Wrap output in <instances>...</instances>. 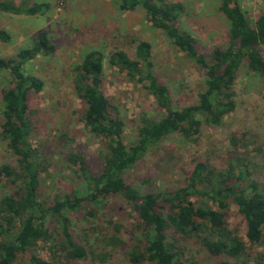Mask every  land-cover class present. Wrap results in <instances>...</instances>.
Returning a JSON list of instances; mask_svg holds the SVG:
<instances>
[{
	"label": "trees",
	"instance_id": "trees-1",
	"mask_svg": "<svg viewBox=\"0 0 264 264\" xmlns=\"http://www.w3.org/2000/svg\"><path fill=\"white\" fill-rule=\"evenodd\" d=\"M26 1L18 6L0 1V13L42 14L43 5L25 8ZM218 2L219 13L229 26L228 45L203 54L192 35L177 26L184 12L182 4L116 0L122 12L141 7L152 26L198 66L205 88L196 104L174 108L168 88L154 73L148 42L137 43L133 59L123 51L111 54L110 65L132 82L146 84L164 113L155 119L140 115L135 140L127 146L124 121L101 88L103 55L97 50L86 54L73 70L72 90L81 103L84 128L100 141L102 163L98 172H92L82 154L68 151L65 162L74 168L76 177L69 193L51 191L46 196L43 190L51 159L33 145L29 100L43 90L44 83L26 74L24 67L37 56L53 53L47 32L39 31L15 56L0 58V73H8L11 79L1 92L0 140L13 159L0 165V264H15L20 257L30 264H49L34 254L39 244L56 255L58 264H192L187 258L190 243L211 257L225 258L221 264H247L253 247L264 248V190L257 179L264 155L245 132L229 136L232 149L226 168L196 162L186 184L175 190L141 193L125 181V174L165 138L178 134L197 143L203 128L220 127L235 109L233 87L240 69L264 83V59L257 50L264 46V13L251 21L239 0ZM0 41H10L3 29ZM61 139L67 140V134ZM259 157L261 164H257ZM117 198L134 213L128 228L112 214ZM231 206L244 220L249 246L229 227ZM75 213L90 220L82 236L71 229L70 216ZM88 231L94 233L92 242H88Z\"/></svg>",
	"mask_w": 264,
	"mask_h": 264
},
{
	"label": "rangeland",
	"instance_id": "rangeland-1",
	"mask_svg": "<svg viewBox=\"0 0 264 264\" xmlns=\"http://www.w3.org/2000/svg\"><path fill=\"white\" fill-rule=\"evenodd\" d=\"M0 1L18 6L25 0ZM155 1L183 5L184 12L177 26L192 35L200 53L207 54L214 47L228 45L229 26L219 13L218 0ZM239 3L251 21L264 13V0H239ZM35 4L45 7L42 14L0 13V29L10 36L8 43L0 41V58L15 56L39 31L47 32L54 47L50 56H37L24 67L26 74L44 83L43 90L30 97L29 106L33 110V145L51 159L50 175L46 177L43 190L49 197L51 191L69 193L76 183L74 168L65 162L68 151L82 154L92 172H98L102 163L100 141L84 128L80 118L81 103L72 90L73 70L86 54L97 50L103 55L101 88L124 121L127 146L135 140L140 115L155 119L164 113L147 92L146 84L132 82L117 67L110 65L111 54L123 51L133 59L137 43L148 42L154 73L159 83L168 88L174 108L196 104L205 87L198 66L177 50L161 30L152 26L141 7L122 12L116 0H27L25 8ZM257 50L264 59V46H258ZM10 81L8 73H0V124L1 92L10 86ZM233 91L235 109L224 118L220 127L203 128L197 143L187 142L178 134L165 138L125 174L126 183L141 193L172 191L186 184L187 175L196 162L208 161L215 167L226 168L232 149L229 136L233 133L245 132L247 140L254 142L252 146L257 150L260 147L264 155V83L243 68L236 76ZM63 133L67 134V140L61 139ZM261 161L259 157L257 164ZM12 162V156L0 140V165ZM257 174L264 190V168L260 166ZM1 190L0 187V195ZM189 200L195 201V198ZM114 204L116 210L112 214L128 228L134 222V213L121 198ZM70 217L72 231L82 236L90 220L80 213ZM228 224L249 246L244 238V220L235 206H231ZM88 234V242H92L94 233L88 231ZM129 238L124 234V239ZM188 247L187 258L192 264H221L226 260L211 257L192 243ZM34 254L49 264H58L56 255L44 244H39ZM15 264L30 263L20 257ZM247 264H264V248L253 247Z\"/></svg>",
	"mask_w": 264,
	"mask_h": 264
}]
</instances>
